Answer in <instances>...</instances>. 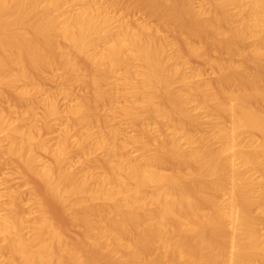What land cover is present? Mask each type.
I'll use <instances>...</instances> for the list:
<instances>
[{"label":"bare ground","instance_id":"bare-ground-1","mask_svg":"<svg viewBox=\"0 0 264 264\" xmlns=\"http://www.w3.org/2000/svg\"><path fill=\"white\" fill-rule=\"evenodd\" d=\"M75 1L0 0V86H16L32 115L25 128H11L13 120L0 115V130L8 131L5 146L0 139V153L22 156L71 222L80 224L90 241L107 249L116 264H264V116L254 108L255 101L264 103L260 75L264 0H204L210 8L200 10L194 8V0H151L165 24L179 6L193 20L194 34H205L203 38L213 39L232 56L248 57L249 66L236 67L238 80L228 90L193 84L178 64L166 60L162 45L151 38L150 31L132 30L123 22L114 32L105 3L85 0L74 9ZM109 3L116 4L115 0ZM191 49L202 56L201 46ZM43 51L55 53L68 74L82 84L85 70L76 58H85L93 70L89 81L95 105L103 108L88 119L82 104L68 106L63 137L50 150L54 170L36 166V151L49 147L37 135L36 123L59 114L57 99L44 93V86L28 75L24 63L29 60L35 71L43 72L49 66ZM177 80L183 83L179 90L173 87ZM19 81L25 85L18 86ZM117 94L122 103L117 104L116 98L121 101ZM192 101L217 114L220 122L205 130L203 118L189 107ZM38 104L44 108L42 116L34 109ZM118 118L121 122L116 127ZM121 118L126 125L157 122L168 127L171 136L154 144L144 140L143 133H126V140L106 150L109 140L126 137ZM148 124L141 128L147 131ZM78 126L85 129L74 145L82 157L91 161L95 152L102 154V161L95 160L92 168L75 161L71 168L68 140L70 128ZM254 132L260 135V144L249 138ZM215 142L221 147L216 148ZM129 145L141 155L130 154ZM235 159L260 172L262 180L254 182ZM164 161L167 168L171 161L172 173L158 171ZM227 190H231L229 199L225 204L218 202L216 198ZM10 205L8 215L0 216V245L7 252L0 264H92L85 249L69 243L41 204L42 211L33 220L17 217ZM254 209L262 210V219L252 216ZM114 215L120 216L119 222H114ZM100 218L103 224L96 222ZM228 222L234 226L231 232ZM26 226L29 234L24 233ZM124 237L132 242L120 245ZM119 250L124 257L118 256Z\"/></svg>","mask_w":264,"mask_h":264},{"label":"rangeland","instance_id":"rangeland-1","mask_svg":"<svg viewBox=\"0 0 264 264\" xmlns=\"http://www.w3.org/2000/svg\"><path fill=\"white\" fill-rule=\"evenodd\" d=\"M84 1L85 0H76L74 4V9H79ZM98 1L105 3L107 7H109L106 10L109 9L107 12L111 16V27L114 32L117 31V29L123 22L127 23L128 26L130 25L129 27L132 30L146 29L150 31L151 38L162 45L163 56L166 58V60L168 62L178 64L180 66L182 73L186 77H188L193 84L209 83L212 89L218 88V89L228 90L229 89L228 86L232 85L233 81L237 82L238 80L239 72L236 67L239 66L240 64H242L243 66L246 65L245 67L249 66L248 64L249 59L247 60L248 57L245 54H242V56L241 55L232 56L224 49H222L220 46H218L216 41H214L213 39L207 37L203 38L205 34L201 32H200L201 34L199 32L198 34H194L195 27H192L194 26L193 20L190 19L189 17H185L186 15L181 10H179L180 9L179 6L175 8L176 11L174 10L173 11L174 13H172L171 16L167 18L168 22H166L167 24L166 25L161 20L160 16H158L159 13L154 11V10L158 11L159 9L156 6L152 5L151 0L150 2L149 0H115V3L117 5L116 4L111 5L109 3V0H98ZM246 1L251 2V0H246ZM204 6L209 7L208 3L205 2L204 0H194V8L196 10H200ZM232 9L233 11L237 10L236 8H232ZM181 14H183L184 16ZM172 15L174 16L173 18ZM177 18L179 19V21ZM175 20L177 22L173 23ZM180 23L181 25L179 26ZM184 26L186 27L184 28ZM168 27H172V29L170 30ZM187 27L188 29H186ZM190 28L193 30V32ZM196 32L197 31H195V33ZM188 34L190 35L187 36ZM195 35H197L198 38L195 37ZM182 36L189 39L188 40L189 43L186 41L187 39L185 40V38H183ZM199 40L201 41V44ZM190 45L201 46L203 48L202 56L195 55ZM39 49L45 50L42 46H39ZM43 53L45 54V57L49 63V66L45 68L43 72L35 71L36 69L35 68L33 69V67H31L32 65L29 62H27L29 60L26 61V58L25 61L28 64H26V62L24 63L25 66L28 65L26 66L28 75L33 77L35 80L40 82L42 86H44L43 87L45 91L44 93L51 97L54 98L56 97L57 99L56 101H57L59 114L52 117L48 122H44L39 119L40 121L38 120L36 123V128H39L37 129V135L39 133L40 135L39 137L41 138V140L49 146L47 150L40 149L36 151L37 153L36 166L39 168H44L46 166H49L50 168L53 167L52 169L54 170L55 162L50 153V150L54 149L61 141L62 139L61 137H63L62 128L64 126V123H66L64 121L68 120L66 119L68 118V115L66 113L68 106L70 104H82L84 112L88 117V119L95 118L96 115L102 112L103 108L96 107L95 105L93 89L91 82L89 81L92 78L93 70L89 66L90 64L87 63L85 58L81 56H77L78 58H76L81 69H84L86 72V73L83 72V76L84 75L85 76L84 78L83 77L82 78L83 81L84 80L85 81L84 84H82L80 81L74 80L68 74V72L62 66L60 58L55 53L46 52V51H43ZM260 75H261V84L264 85V67H262ZM17 85L23 86L25 85V82L19 81ZM182 86L183 83L178 80L175 81L173 84V87L176 90H179ZM0 87H1L0 91L2 90L0 92V115H4L5 117L13 120L11 128H25L30 124L32 119V115L28 111V105L30 107V104L27 103L26 101H23L20 98L19 93L15 89L16 86L14 88L13 87L7 88V86L6 87L0 86ZM45 94L43 95L46 96ZM116 96H118L119 99L121 100L119 101L118 98H116L117 100L116 102H118L117 104H119V102L122 103L123 102V100L121 99L122 96L121 98L120 95L118 94ZM233 103H235V101H233L232 104ZM197 104L198 102L196 103V101L195 102L192 101L189 107L190 109L191 107H193L191 110H193L192 112L194 113V115L203 118L205 122L204 123L205 127L203 125V128L209 131L210 130L209 125L211 123L220 122L219 116L217 114H210L207 109L201 108ZM254 108L261 115L264 116L263 102H261L260 100L255 101ZM34 109L38 115L42 116L44 114V108L41 104L36 105ZM118 119L119 120L116 119L118 122H116V120L114 121V125L116 127H118L119 125L117 123L121 122L120 118ZM121 120L124 123L126 121L125 119L123 120L122 118ZM124 123L123 125L120 124V126L122 129L124 128L123 130L125 131V134L127 133L129 136L130 135L138 136L139 133L140 134L143 133L142 134L143 139L146 141L148 140L154 144L160 142V140L164 136L165 137L171 136V130L166 126H162L158 124L157 122H150V124H148L147 122L146 123L148 124L147 131L141 128V127L144 128V125L147 126L145 122H143V125L142 123L141 125L139 123L137 124L135 123L136 124L135 125L133 123L131 124L128 122L127 125L128 127L131 126V128L130 127L128 128L126 123L124 126ZM229 123L230 122L228 121L227 124L230 125ZM72 129L70 128L71 131L69 130L70 134L68 140V147H69L68 152L71 153L73 156L72 157L73 160L71 159L72 161L71 168L74 165L73 161L77 163L80 162L82 165H84L87 168H92L95 160L101 162L102 154L99 151L95 152L97 154L93 155V159H91V161H86L85 158L82 157L83 155L79 153V151L74 145L78 141L80 133L84 132L85 129L83 128V126H78ZM93 132H96V130L94 129ZM127 134L126 137L118 138V141L109 140L105 147L106 150H109L112 147H114L116 143H120V141L126 140L128 138ZM248 135L250 136L249 138H252V140L256 145L260 144L261 137L258 133L254 132V133H249ZM7 136H8L7 129L0 130V139L2 140V146H5V144L7 143L6 140ZM182 142L184 144V147L188 146L184 139L182 140ZM214 145L216 148L221 147V143L219 142H215ZM132 146L133 145L128 146L129 147L128 152L134 156H140L141 155L140 152L136 150L135 146L133 147ZM5 155L0 153V216L5 217L8 215L9 213L8 206L10 205L12 200L14 207L15 206L17 207H15L16 209L15 208L12 209L13 205L11 203L10 209L13 210L12 212L17 217L33 220L38 217L39 215L38 211L43 209L44 211H47L45 213L51 218L54 226L56 228L58 227L57 229H60V231L68 239L70 244L83 248V250L85 249L84 252H86L88 258L92 260V264H116L114 258L110 255L107 249L94 244L83 233V227L80 226V224H73L71 222V220L67 215V212H65L66 210L63 209V207L60 206L61 204L46 190V188H44L43 186L44 184H42L41 179L36 175V173L32 169L28 168L27 165L24 164L22 156L15 157V155L10 156L7 154V157H5ZM164 158L168 160V157L164 156ZM169 162H170L168 163L169 168H167L166 166L167 163L165 162L166 164L165 163H164L165 165L163 164L164 167H162L163 165L162 166L160 165L157 168L158 171L164 173H172V171L170 170L171 161ZM235 163L237 167L240 168V170L247 172L254 182H260L262 180L261 173L245 165L241 159H235ZM75 167L78 168L80 167V165H78L77 167L75 164ZM97 171H99V169ZM229 187L231 189V186ZM230 194H231V190L230 193L229 190H227L226 192H224L223 195L218 196L216 200L222 204H225L226 200L229 199ZM9 198L11 199L10 201L8 200ZM39 204H41L42 207ZM39 206L41 207V209L38 208ZM227 208L229 211L230 207L227 206ZM252 216L256 219H262L263 212L261 209H254L252 212ZM103 219L104 217H102V220ZM98 220L99 221H97L96 219V222L100 223L101 218ZM113 220L114 222H119L120 216L114 215ZM104 222L105 221H103V223ZM227 224H228L227 230L228 232H231L234 226L230 222H228ZM27 226L25 227L24 230L25 234L30 233L29 230L30 226L29 227ZM113 234L117 235V232H114ZM129 242L130 243L132 242L130 237H124L121 240H119L120 245H124ZM0 246H1L0 258L1 259L3 258L2 260H5V257L7 255L5 253L7 252L5 249L3 250L4 247L3 245ZM118 254H119L118 256L120 257L125 256L124 252L120 250L118 251ZM150 258L154 260L155 256L154 255L150 256Z\"/></svg>","mask_w":264,"mask_h":264}]
</instances>
